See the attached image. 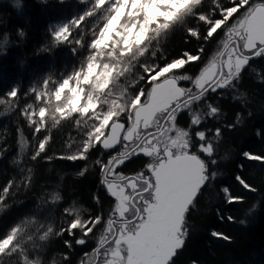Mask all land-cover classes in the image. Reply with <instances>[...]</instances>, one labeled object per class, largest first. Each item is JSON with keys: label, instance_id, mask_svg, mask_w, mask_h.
<instances>
[{"label": "snow or ice", "instance_id": "snow-or-ice-1", "mask_svg": "<svg viewBox=\"0 0 264 264\" xmlns=\"http://www.w3.org/2000/svg\"><path fill=\"white\" fill-rule=\"evenodd\" d=\"M80 2L88 8L67 22L50 25L48 45L43 50L64 45L71 47L73 54L84 48L87 55L71 74L42 78L39 87L31 88L33 102L26 103L21 111L34 134L56 128L62 121L71 120L78 126L82 137L76 151L59 159L87 160L93 150L121 145L120 151L107 160L98 157L95 161L102 173L100 183L114 198V206L107 216L101 213L87 219L75 207L65 208L64 214L71 217L67 227L54 232L49 224L40 240L65 231L75 235L79 230L82 235L75 243L84 245L85 237L99 230L92 253L94 264H175L188 236V213L201 190L216 176L211 168L217 164L214 142L221 129L200 130L199 126L220 112L210 102V94L234 88L250 60L264 58V0H211V7H204V0H184L175 6L170 0ZM16 6H20L19 0ZM190 17L203 27L202 32L189 27L191 37L207 41L218 30L225 36L221 48L197 75L174 71L201 59L188 52L183 54L186 59L163 65L141 61L153 41ZM87 18L103 22L93 28L91 39L85 42L82 25ZM26 35L22 28L17 30L18 39ZM134 71L137 78L132 83L144 81L148 87L130 94L121 82ZM181 81L190 82L191 87L181 86ZM7 96L16 98L18 89L12 88ZM2 104L10 105V101L0 99ZM181 112L189 114L187 129L177 126ZM122 118L126 119L122 122ZM50 139L46 135L37 140L33 161L53 159L47 154ZM136 156L148 158L143 170L131 176L119 171L125 161ZM242 156L264 165V152L244 151ZM86 171L78 174L83 176ZM25 179L30 182V177ZM234 179L249 193H264V183L257 186L242 174ZM10 186L11 182L3 193H8ZM222 191L227 204L245 200L228 187ZM49 195L52 203L62 199L58 191ZM95 200L100 203L98 197ZM255 210L253 205L247 214L251 216ZM227 219L234 218L229 215ZM34 224L35 220H24L0 233V264H32L34 258L21 237ZM212 236L230 239L216 231ZM64 243L72 246L71 241Z\"/></svg>", "mask_w": 264, "mask_h": 264}, {"label": "trees", "instance_id": "trees-1", "mask_svg": "<svg viewBox=\"0 0 264 264\" xmlns=\"http://www.w3.org/2000/svg\"><path fill=\"white\" fill-rule=\"evenodd\" d=\"M19 2L17 7L16 0H0V33L3 34L0 36V99L10 101L11 105H0V233L21 221L35 220L36 224L31 225L21 237L34 258L32 264H40V261L41 264H79L87 247L86 243H75L82 235L79 230L75 235L65 231L63 235L53 234L45 240H40V236L49 224L54 232L67 227L71 217L64 214V209L68 207L78 209L84 219L110 213L111 203L99 183L102 173L95 163L98 157L102 158L100 149L90 152L87 160L59 159L61 155L76 151L82 137L78 126L71 120L62 121L56 128L34 134L21 110L26 103L33 102L31 88L38 87L42 78L51 75L53 79H59L71 74L87 55L84 48L75 54L71 47L64 45L51 51L43 48L48 45L50 25L79 16L89 5L80 0ZM204 7H211V0H204ZM102 22L87 18L86 24L82 25L85 42L91 39L93 28ZM189 27L203 31L202 25L190 17L158 41H153L152 48L141 61L163 65L166 61L186 59L183 54L188 52L201 59L174 71L178 75H197L216 54L225 36L218 30V34L205 41L191 37ZM21 28L27 35L18 39L17 30ZM136 78L134 71L127 81L121 82L130 94L148 87L144 81L133 84ZM180 83L181 86L187 85L184 81ZM14 87L18 89V96L8 97L7 92ZM210 102L218 106L220 112L207 118L199 129H221L219 139L214 142L217 164L211 168L216 176L201 190L188 213V236L184 248L175 258V264H193V261L195 264H264V193H249L234 179L235 175L242 174L257 186L264 183V165L242 156L244 151L253 154L264 152V58L250 60L235 87L211 93ZM46 135L51 137L47 154L53 159L33 161L31 156L36 150L37 140ZM85 168V174L79 175ZM26 177H30V182ZM10 182L9 192L3 193V188ZM224 187H228L232 194L244 196L245 200L238 204L225 203ZM53 191L61 194V201L51 202L49 194ZM253 205H256V210L249 216L247 210ZM229 215L234 219L228 220ZM38 228L41 230L37 231ZM213 231L230 239L214 237ZM94 232L95 235L85 237L86 241H97L99 230ZM65 240L71 241L72 246L68 247Z\"/></svg>", "mask_w": 264, "mask_h": 264}, {"label": "flooded vegetation", "instance_id": "flooded-vegetation-1", "mask_svg": "<svg viewBox=\"0 0 264 264\" xmlns=\"http://www.w3.org/2000/svg\"><path fill=\"white\" fill-rule=\"evenodd\" d=\"M183 87H185V86H183ZM176 123H177L178 127L187 129L188 124H189V114L187 112H181L177 116ZM185 123H188V124L186 126H184ZM194 141H195V138H194ZM120 149H121V145H119V144L117 145L116 148H113V149L104 150L101 148L99 150V155L102 158H104V160H107L109 158V155H115L118 151H120ZM193 150H195V148ZM147 162H148V158H146V157H143V156L132 157L131 159L125 161L124 165L120 166L119 171L122 172L124 175H129V176L135 175L136 172L144 169ZM101 178H102V175H101ZM100 181H101V179H100ZM104 190H105V188H104ZM108 197H109L108 199L110 200L109 202L111 203V208H112L114 206V198H112L109 194H108ZM87 241L85 244L87 247L84 248V253L82 254V257L80 259L79 264H82V262H83V264H94V258L92 256V253H93V249L97 246V241L95 242V239L87 240Z\"/></svg>", "mask_w": 264, "mask_h": 264}, {"label": "rangeland", "instance_id": "rangeland-1", "mask_svg": "<svg viewBox=\"0 0 264 264\" xmlns=\"http://www.w3.org/2000/svg\"><path fill=\"white\" fill-rule=\"evenodd\" d=\"M170 2H171V4H172L173 6H175V5H179V4L183 3L184 0H170ZM224 39H225V37H224ZM224 39H223V40H224ZM223 40L220 42V46H219V48H221ZM184 82L187 84L186 87H191L190 82H188V81H184ZM38 87H39V85H38Z\"/></svg>", "mask_w": 264, "mask_h": 264}, {"label": "water", "instance_id": "water-1", "mask_svg": "<svg viewBox=\"0 0 264 264\" xmlns=\"http://www.w3.org/2000/svg\"><path fill=\"white\" fill-rule=\"evenodd\" d=\"M118 145V144H117ZM117 145L114 147V148H116L117 147Z\"/></svg>", "mask_w": 264, "mask_h": 264}]
</instances>
